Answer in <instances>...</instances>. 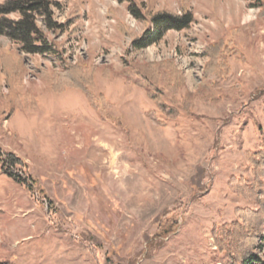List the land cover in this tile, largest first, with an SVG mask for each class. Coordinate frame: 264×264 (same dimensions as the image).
I'll return each mask as SVG.
<instances>
[{"label": "rangeland", "instance_id": "rangeland-1", "mask_svg": "<svg viewBox=\"0 0 264 264\" xmlns=\"http://www.w3.org/2000/svg\"><path fill=\"white\" fill-rule=\"evenodd\" d=\"M55 1L58 28L37 18L50 52L26 53L0 35V95L10 93L3 54L16 50L18 92L36 100L0 119V261L223 264L213 225L258 208L229 182L253 181L248 156L264 146V0H132L141 19L128 0ZM183 6L193 17L188 28L132 46L151 14ZM218 40L238 50L225 54L224 76L204 73L202 50ZM167 60L182 77L161 84L175 119L122 74L129 62ZM62 62L94 68L96 106L80 89L49 87L43 74ZM7 153L24 164L14 174L35 180L30 191L2 169ZM257 242L256 264H264V238Z\"/></svg>", "mask_w": 264, "mask_h": 264}, {"label": "trees", "instance_id": "trees-1", "mask_svg": "<svg viewBox=\"0 0 264 264\" xmlns=\"http://www.w3.org/2000/svg\"><path fill=\"white\" fill-rule=\"evenodd\" d=\"M128 10L131 14L141 19L139 8L128 0ZM57 5L55 0H6L0 4V35L6 37L22 50L29 54H43L51 51V46L45 39L43 29L38 25L37 18L41 17L45 29L54 31L59 26L54 21L52 7ZM181 14L168 11H158L149 16L148 26L143 33L132 39L131 44L135 48H141L156 43L165 30H182L188 28L193 21L192 13L184 6ZM10 13L18 14V19L8 18ZM264 16V9L262 10ZM5 51L2 67L6 75V84L9 95H0L5 100L0 105V119H7L15 110L34 108L36 100L32 95L18 92L20 85L21 59L17 51ZM238 50L231 41L218 40L206 45L202 54L208 57L204 65V73H217L224 76L229 71L225 54L234 55ZM94 68H91L93 71ZM85 70L79 65L62 62L59 70L43 74L44 80L53 91L60 92L65 88H76L84 92L90 104L97 105L89 90L91 86L92 71ZM123 76L134 80V83L143 87L147 94L159 107L160 111L168 118L175 119L178 111L165 104L161 84L179 85L182 77L176 70L173 61L167 60L160 63L134 64L129 62L122 71ZM249 164L254 176L253 181L246 178L232 179L229 187L237 194L243 196L249 202H256V210L241 209L237 211L238 220L213 225L211 235L222 254L223 264H256L258 260L255 249L258 245L257 238H264V146L258 151L251 152L248 156ZM2 169L11 178L25 186L29 191L35 180L19 178L12 169L16 165L23 166L20 158L14 154H5L2 160ZM8 168H5V167ZM11 169V170H9ZM260 193L263 198L259 199ZM0 264H11L8 261H0Z\"/></svg>", "mask_w": 264, "mask_h": 264}]
</instances>
